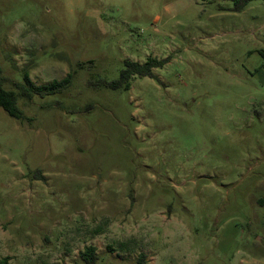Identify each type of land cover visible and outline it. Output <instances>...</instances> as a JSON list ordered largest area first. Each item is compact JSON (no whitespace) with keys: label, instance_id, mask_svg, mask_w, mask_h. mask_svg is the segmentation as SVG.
I'll list each match as a JSON object with an SVG mask.
<instances>
[{"label":"rangeland","instance_id":"374dc122","mask_svg":"<svg viewBox=\"0 0 264 264\" xmlns=\"http://www.w3.org/2000/svg\"><path fill=\"white\" fill-rule=\"evenodd\" d=\"M234 7L0 0L5 88L72 74L21 120L0 109V259L264 264V0ZM149 57L155 78L89 86Z\"/></svg>","mask_w":264,"mask_h":264},{"label":"trees","instance_id":"16d2710c","mask_svg":"<svg viewBox=\"0 0 264 264\" xmlns=\"http://www.w3.org/2000/svg\"><path fill=\"white\" fill-rule=\"evenodd\" d=\"M235 4L233 10L239 12L243 10L251 0H232ZM264 55V54H263ZM169 62L168 59L160 60L156 57H149L144 63L132 60L124 61V68L121 70L116 80L108 81L103 79H92L89 86L93 88L104 87L110 90H128L131 87V81L135 77L138 78H155L154 70L163 68ZM87 64H92L89 61ZM86 63H80L79 68H84ZM72 83V74L60 81H53L46 85H37L34 83L28 73L23 75V81L15 84V90H7L5 88V78L3 69L0 65V109H3L10 117L21 120L24 117L23 111L18 106L20 99L28 101L34 97L44 98L64 93L68 90ZM259 204L264 207V197L259 200ZM124 246V245H122ZM82 264H98L99 256L94 246H88L80 253ZM0 264H10V258L4 257L0 259ZM136 264H147V257L140 254Z\"/></svg>","mask_w":264,"mask_h":264}]
</instances>
